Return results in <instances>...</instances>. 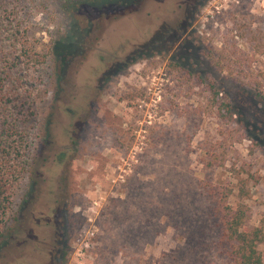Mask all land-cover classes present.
<instances>
[{
	"label": "rangeland",
	"instance_id": "1",
	"mask_svg": "<svg viewBox=\"0 0 264 264\" xmlns=\"http://www.w3.org/2000/svg\"><path fill=\"white\" fill-rule=\"evenodd\" d=\"M6 2L47 63L32 94L39 157L0 264H60L66 226L65 264H224L208 178L234 190L231 205L246 194L247 227L264 226L262 0H209L168 50L160 40L188 24L192 0H150L102 20L59 79L61 2Z\"/></svg>",
	"mask_w": 264,
	"mask_h": 264
},
{
	"label": "trees",
	"instance_id": "2",
	"mask_svg": "<svg viewBox=\"0 0 264 264\" xmlns=\"http://www.w3.org/2000/svg\"><path fill=\"white\" fill-rule=\"evenodd\" d=\"M58 1L69 20L66 34L56 41L53 49L55 63L60 64L59 79L67 58L84 49L102 20L135 12L150 0ZM208 1L192 0L185 8L181 7L188 12V24L176 30L168 29L160 40L166 42V50L171 44L175 45L173 40L182 38L194 25L196 16ZM173 34L175 38L170 40ZM34 50L27 18L20 11L10 9L6 0H0V243L14 233L19 213L18 191L27 186L39 157V153H33L31 149L37 118L32 94L40 83L39 67L47 61L39 60L40 55ZM140 58H144L141 53L134 62ZM255 88L264 98L259 82H255ZM223 106L229 113V105L225 103ZM207 166L211 168L212 162L208 161ZM202 190L210 204V217L216 232L214 245L224 264H264L259 249L264 243V226L247 227L250 209L243 201L246 194L240 190V201L231 205L234 190L227 183L209 178L203 182ZM66 237L67 226L57 251L60 264L67 262L69 254Z\"/></svg>",
	"mask_w": 264,
	"mask_h": 264
},
{
	"label": "built area",
	"instance_id": "3",
	"mask_svg": "<svg viewBox=\"0 0 264 264\" xmlns=\"http://www.w3.org/2000/svg\"><path fill=\"white\" fill-rule=\"evenodd\" d=\"M263 1V3H264V0H262Z\"/></svg>",
	"mask_w": 264,
	"mask_h": 264
}]
</instances>
